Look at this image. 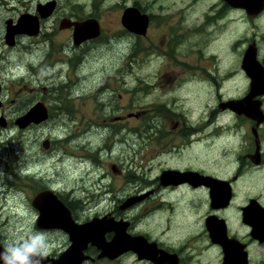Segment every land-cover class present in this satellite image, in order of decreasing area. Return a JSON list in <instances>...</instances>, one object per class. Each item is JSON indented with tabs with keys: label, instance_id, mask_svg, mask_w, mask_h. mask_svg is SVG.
<instances>
[{
	"label": "flooded vegetation",
	"instance_id": "af4514ba",
	"mask_svg": "<svg viewBox=\"0 0 264 264\" xmlns=\"http://www.w3.org/2000/svg\"><path fill=\"white\" fill-rule=\"evenodd\" d=\"M49 1L52 0L40 2L34 9L32 7L22 13H29L37 21V26L30 34L16 35L12 43L6 39L7 21L13 20L15 24L22 14L16 19L7 18L4 21L6 44L12 49L20 48L19 51H24L19 52V57L14 59L11 82L21 84L12 102L22 100L20 103L25 111L19 115L5 113L8 109H6L7 101L3 97V90L7 87L0 77V121L4 118L5 122V125L1 122L0 125L3 127L14 124L15 128H20L16 123L17 119L39 104H42L47 111V118L40 123L32 122L30 125L47 123L53 116L52 109L55 108L57 100L53 88L66 87L65 89L70 90V98L73 93L72 87L80 85L88 74L84 76L82 73L86 58L85 51L103 37L104 25L99 14L80 19L64 17L60 22L55 23L52 34L66 35L64 41L71 38L72 44L67 49L64 48L65 44L61 45L60 51L64 56L59 55L51 61L53 53L50 51L48 21H51L52 16L56 14L58 1L53 0L56 2V8L47 16L46 7L41 13V4L45 5ZM233 1L234 3L229 0H180L182 3L180 5L178 2L165 0H116V3L114 2L120 7L125 6L123 10L118 7L119 18L117 17L116 22L124 28L123 33H126L130 40V61L135 59L139 49L145 51L149 64L153 63L154 53L161 59L164 58V71H158L155 79L149 73L146 80L147 93L149 91L148 94L154 95L157 99L150 102V109L149 104L147 107L136 109L132 117L143 125L148 110L152 111L147 121L148 127L138 129V134L142 135L140 145L144 147L148 144L153 157L159 161V158L165 157L166 160L164 164H159L156 174L151 179L152 182L134 193L126 194H123L124 186L130 183L131 173L117 168L116 164L112 163L111 171H114L116 176L120 175L124 183L121 187L123 193L113 195L103 211H100L101 201L86 204L85 199L72 196L73 190H64L45 183L44 179H48V175H39L35 169L30 170L29 167H24L22 170L24 177H22L18 163L16 168L14 164L12 166L7 163V169L11 170L15 177V184L23 178L33 192L35 191L33 196L29 192L30 209L37 211L38 214L34 218L32 227L26 230L35 233L37 238L28 242L19 239L17 253H15V249L13 248L12 251L7 246L8 242L3 241L0 226V264H20V259L23 257H27L31 264H36V261H39V264H62L55 259L64 252H67L68 263L63 264H264V236L256 232L257 227L261 226L264 220V118H262L264 117V93L255 95L251 99L259 103L261 109L259 115L239 114L236 109L225 106L229 100H239L249 95L252 82L251 77L242 67L244 56L249 47L255 46L258 61L264 69V46L257 45L255 40L239 43L242 49L240 56L242 73L238 77L245 80L247 85L242 95L238 97L226 95L225 84L232 80L233 74L218 69L216 56L218 53L212 50L213 45L216 48L219 47L220 40L226 39L228 42L229 19L238 15L247 19H259L264 16V8L259 14L251 15L246 8L236 4L237 0ZM114 3L109 7L112 10L116 6H113ZM174 5L175 7L172 8ZM128 7L137 9L142 16L143 30L141 32L124 26L122 15ZM93 18L98 21L101 33L94 38L82 40L81 43L74 40L73 24L62 27V21L66 19L82 22ZM218 33L221 35L217 36ZM130 36L136 40L130 39ZM202 37L203 44L200 47ZM209 37H214V40L207 46L206 40ZM142 40L144 47L140 48ZM229 52L228 50L227 53ZM7 61L10 63L9 60ZM65 61L70 65V69L65 74L68 80H62L55 85L54 81L64 70L60 66L61 69L56 71V62L65 64ZM3 64L4 57L0 56V74L4 71ZM210 65L213 70L209 68ZM121 71L131 73L133 66L131 65L128 69L122 67ZM124 83L126 82L123 80ZM105 86V81L102 85L96 83L93 90L96 99L99 102L102 101L100 107L106 105L103 99L107 100L104 95L108 88ZM132 86L135 92L142 87L135 84ZM24 90L27 91L26 94L23 93ZM91 92V87H88L81 94L74 96L85 98L89 97ZM205 92L216 95L215 105L207 110L201 107V99ZM221 115H225L224 117L229 115L231 118H241V120L221 122ZM122 119H124L123 115L117 116V121ZM231 129L236 132L233 133ZM231 135H233L232 141L238 143L230 147L229 144L233 142L228 141V137ZM45 140L49 141L48 148L43 146L45 151H54L58 140L49 137ZM73 142L71 138L70 144L72 145ZM104 149L99 145L98 149L90 150L92 154L81 156L99 157V151ZM230 151H233L235 160L232 170L229 171L226 166H229ZM171 170L191 173V178L177 177L176 173L169 174ZM107 176L108 174L103 173L100 181ZM207 176L208 179H205ZM209 177L225 180V182L210 181ZM5 178L8 177L5 176ZM95 182L98 183L99 180ZM77 188L79 189L76 186ZM214 188L218 190L219 197L221 196L217 200L218 204L212 201ZM46 192L56 197L55 207L61 213L57 216L58 218L50 217L49 221L42 218L41 212L44 206L38 207L34 203L37 196ZM109 192L112 191L109 190ZM197 192L206 194L207 205L201 213L195 212L198 208H192L189 200L176 201L175 196L184 197V195H195ZM101 194H106V189L99 192L100 196ZM164 195L166 199L161 197L159 202L149 206L142 215L146 218L149 211L153 213L157 211L158 227L150 219L142 223L139 217L135 218L130 211L128 213L125 211L138 202H146L153 197ZM105 196H101V199ZM42 199L41 196L40 203ZM63 204L69 209L72 220L76 224H81L79 241H74L71 233L65 230ZM166 213L170 217L165 216ZM0 215H3V210L0 211ZM197 223L203 230L194 235L196 229H193L190 235L200 242L201 257H196L190 251L189 243H185L183 239L176 236V231H183ZM235 223L239 227L235 226ZM138 237H141L142 241L135 240ZM115 239L117 243L113 244ZM45 251L48 253L46 256L42 255ZM206 256H209V261Z\"/></svg>",
	"mask_w": 264,
	"mask_h": 264
},
{
	"label": "rangeland",
	"instance_id": "374dc122",
	"mask_svg": "<svg viewBox=\"0 0 264 264\" xmlns=\"http://www.w3.org/2000/svg\"><path fill=\"white\" fill-rule=\"evenodd\" d=\"M56 1H58L57 12L52 16L53 19L48 21L50 51L53 53L51 61L63 54L60 51L61 45L65 44L64 48L67 49L72 44L71 38L64 41L66 35L59 34L56 36L57 33L52 34L55 23L57 24L64 17L71 16L80 19L81 17L99 14L104 25V32L102 39L99 42H94L85 51L86 58L82 73L84 76L86 73L88 74L80 85L72 87L73 93L70 98V90L65 89L66 87L53 88L57 100L55 108L52 107L53 116L47 123L30 125L24 129L15 128L14 124L9 127L0 125V184H2L0 185V208L3 210V215H0V222H2L0 226L3 241L8 242L7 246L12 251L14 248L15 253H17L19 239L28 242L37 238L35 233L26 229L32 227L38 212L30 209L31 195L29 196V192L33 196L35 191L33 192L23 178L18 181V184H15V177L11 170L7 169V163L12 164V166L14 164V168L18 163L22 177H24L22 173L24 167H29L30 170L35 169L39 175H48L49 178L44 179L45 183H50L51 186L64 190H73L72 196L85 199L86 204L101 201L100 211H103L104 206L108 204L113 195H122L123 193L121 187L124 183L121 181L120 175L116 176V173L111 171L112 163H115L117 168L131 173L130 183L124 186L123 194H126L134 193L139 188H143L149 182H152L151 179L156 174L159 164H164L166 160L165 157L159 158L160 161L153 157L150 154L148 144L144 147L140 145L142 135L138 134V129L148 127L149 122L147 121L152 111L148 110L143 125H140L141 122L132 117L133 112L137 111L136 109L147 107L148 104L150 109V102L157 99L154 95H149V91L147 93L146 80L147 75L151 74L155 79L158 71H164V58L161 59L159 55L154 53L153 63L149 64L145 51L139 49L136 52L135 59L130 61V40L126 33H123L124 28L116 22L117 17L119 18L118 10H123L125 6L116 5V0ZM165 1L182 4L180 0ZM40 2L44 3L45 0H0V56L4 57V71L0 74V77L7 87L3 90V97L7 101L6 109L9 110L5 111L6 114L9 112L19 115L25 111L24 106L20 103L22 100L12 102V99L16 98L17 90L21 87V84L17 85V83L11 82L15 65L14 59L17 56L19 57V52L24 51H19L20 48L12 49L11 46L6 44L4 40V21L7 18H18L30 8L33 7L32 9H34ZM113 3V6L116 5L113 7L114 10L109 8ZM118 7L120 8L118 9ZM229 23L228 42L226 39L225 41L220 40L219 47L216 48L213 45L212 50H216L218 53L216 55L218 69L233 74L232 80L225 84L226 95L230 94L238 97L242 95L247 85L245 80L238 77L242 73L240 68L242 49L239 47V43L245 40L247 42L255 40L257 45L264 46V16L259 19H247L238 15L229 19ZM218 35L221 34L218 33ZM130 39L134 38L130 36ZM202 39L203 37L200 38V47L203 44ZM213 40L214 37H209L206 40V45L209 46ZM24 41L27 42L26 39ZM139 46L140 48L144 47L143 40ZM228 50L229 53H227ZM56 63V71H59L61 67L64 68L60 77L54 81V84L58 85L62 80H68L65 74L70 69V65L66 61L65 64ZM131 65L133 66L131 73L121 71L122 67L128 69ZM209 68L213 70L211 65ZM170 71L173 72L174 70ZM243 78L245 79V75H243ZM123 80L126 83L123 84ZM104 81L105 87L108 88L104 95L107 100L104 98L106 105L100 107L102 101L99 102L96 99L93 90L96 83L102 85ZM133 84L142 86L140 87L141 90L135 92ZM88 87H91L92 91L89 97L76 98L74 96L75 94H81ZM209 90L213 91L211 88ZM23 93L26 94L27 91L24 90ZM203 96L201 99L202 108L207 110L215 105V93L213 96L205 92ZM109 98L110 102H108ZM121 115L124 119L117 121V116ZM224 116H220L221 122L241 120V118H231L229 115ZM231 130L233 133L236 132L234 129ZM232 136L228 137V141L233 142ZM47 137L58 140L55 150L52 152H46L43 148L42 142ZM71 138L74 141L72 145L70 144ZM237 143H230L229 146H234ZM99 145L105 148L103 151H99V157L88 156L89 158H85L81 156L92 154L90 150L98 149ZM142 147L145 148L144 153ZM140 152H142L141 155ZM230 154L229 166H226L229 171L232 170L235 160L233 151H230ZM17 159L18 162L15 163ZM103 173L108 174V176L100 181V176ZM5 176L8 178H5ZM95 180H99V182L96 183ZM76 186L79 189H76ZM103 189H106V194H103L106 196L101 199L103 195L100 196L99 192ZM109 190L112 192L110 193ZM161 197L166 199L164 195L153 197L146 202L137 201V204L134 203L135 205L132 208L125 211L126 213L130 211L135 218L139 217L142 223L150 219L158 227L159 215H157V211L155 213L149 211L146 218L142 215L149 206L159 202ZM175 198L176 201L189 200L192 208H198L195 210L196 213H201L207 205L206 194L202 192H197L195 195H184V197L175 196ZM165 216H168L167 213ZM235 226L238 225L235 223ZM17 228L21 230L17 231ZM193 229H196L194 235L203 230L201 225L197 223V225H191L183 231H176V236L183 239L185 243H189L188 247L196 257H201L202 246L198 240L193 239L194 237L190 235ZM206 259L209 261V256H206Z\"/></svg>",
	"mask_w": 264,
	"mask_h": 264
},
{
	"label": "water",
	"instance_id": "95a60500",
	"mask_svg": "<svg viewBox=\"0 0 264 264\" xmlns=\"http://www.w3.org/2000/svg\"><path fill=\"white\" fill-rule=\"evenodd\" d=\"M229 1L234 3L233 0H229ZM237 1L238 2L235 1L236 4L238 6L246 8L247 11H249V13L251 15L259 14V12H261L262 9L264 8V0H237ZM41 6H42L41 13H43L44 8L46 7L47 8V16H48L56 8V2L52 0V1L47 2L45 5L41 4ZM122 16H123V24L126 28H130V29L135 30L137 32H141L143 30L142 22H141L142 16L139 15V12L137 9H133V8L128 7V9H126L124 11ZM70 24L74 25V29H75L74 40L78 43H81L82 40H85V39L94 38L95 36H98L101 33L99 23L95 18L87 19V20L82 21V22H75V21L72 22L71 20H68V19L62 21V27L69 26ZM36 26H37V21L35 19H33V17L29 13H24L18 18L17 23H15V24L13 23V20L7 21L6 39L8 42L12 43L16 35L23 34V33L30 34L31 31H33L36 28ZM244 58L245 59L243 61L242 67L244 70L247 71L249 77H251V82H252L250 93L247 97L241 98L239 100H229L228 103H226V105L225 104L224 105L226 107L229 106L231 108L236 109V111L239 114L240 113H245V114H252L253 113L254 115H256V114L259 115V114H261L260 105H259V103H256V101H253V100L251 101V99L255 95L264 93V69H263L262 65L260 64V62L258 61L257 50H256L255 46L249 47V49L245 53ZM0 105H1V102H0ZM46 118H47V111L45 110V108L43 107L42 104H39V105H36L35 107H33L32 109H30L27 113L21 115L17 119L16 123L19 125L20 128H26L32 122L40 123V122L44 121ZM262 118H264V117H262ZM0 122L2 125H5L4 118H1ZM48 144H49L48 140H45L43 142V146L46 148H48V146H49ZM171 173H176L177 177L178 176L182 177V178L185 177V179L191 178V175H190L191 173H188V172L181 173L180 171L171 170V171H169V174H171ZM205 179H208V176ZM209 179H210V181L216 180L215 182H219V181L225 182V180H220V179L218 180V179H214L212 177H209ZM213 183L214 182H212V184ZM225 184L227 185V183H225ZM216 185L218 186V184H216ZM212 190H214L213 194H212V201L214 202V204H218L217 200H219L221 196L219 197V192L216 188H214ZM220 195H222V194L220 193ZM41 196L43 197V199H42V202L40 203L39 198ZM51 197L53 199H51ZM55 198L56 197L54 195H52V193L46 192V193L40 194L35 199V202H34L35 205H37L38 207L44 206V208H42V212H41L43 219L45 218V219H48V221H49L50 217L56 218L58 215L61 214L60 211L57 210L58 208L55 207ZM229 198H230V194L228 195V199ZM63 208H64L65 230H68L71 233L72 239L74 241H77L80 237L81 230H82L80 228L81 224H76L75 221L72 220V218L70 216V211L67 207H65L64 204H63ZM50 222H51V220H50ZM256 224H257V222H256ZM261 224H262L261 226L258 225L259 227H257L256 232H258V234L262 233V236H264V220L262 221ZM138 239H141V237H138L135 240L138 241ZM141 241H142V239H141ZM112 243L113 244L117 243L116 239ZM55 260L58 263H62V264L68 263L67 252H64L63 254H61V256L58 259H55Z\"/></svg>",
	"mask_w": 264,
	"mask_h": 264
},
{
	"label": "clouds",
	"instance_id": "9594fccd",
	"mask_svg": "<svg viewBox=\"0 0 264 264\" xmlns=\"http://www.w3.org/2000/svg\"><path fill=\"white\" fill-rule=\"evenodd\" d=\"M48 253L45 251L42 255L46 256ZM20 264H31V261L28 260L27 257H23L20 259ZM36 264H39V261H36Z\"/></svg>",
	"mask_w": 264,
	"mask_h": 264
}]
</instances>
